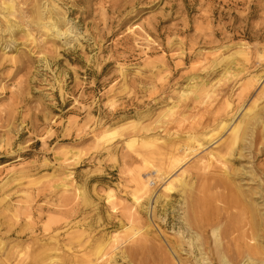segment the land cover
I'll list each match as a JSON object with an SVG mask.
<instances>
[{"label":"rangeland","instance_id":"rangeland-1","mask_svg":"<svg viewBox=\"0 0 264 264\" xmlns=\"http://www.w3.org/2000/svg\"><path fill=\"white\" fill-rule=\"evenodd\" d=\"M16 2L22 12L31 4L44 8L54 3L70 33L51 40L30 27L32 42L16 32L22 63L10 62L0 50V237L12 240L6 229L13 231L30 222L33 229L26 230L23 238L47 240L56 233L63 244L73 231L91 226L95 235L118 232V246H130L119 232V218L127 223L122 208L133 204L129 194L133 178L138 172L145 173L146 154L135 149L149 146L137 142L129 147L128 141L154 127L164 136L161 142L176 137L182 144L188 131L213 128L214 105L207 104L183 127L170 118L163 125L155 121L169 98L176 99L187 78L196 75V81L211 83L231 63L241 73L235 81L218 86L217 94L229 96L234 109L242 105L244 110L255 99L258 106L264 103V94H260L264 86V0ZM8 37L0 32L2 46ZM67 39L72 41L67 43ZM238 47L246 50L245 58L228 57ZM12 48L4 50L14 53L9 52ZM250 76L257 81L243 89L242 82ZM226 111L219 109L215 117L227 118L231 113ZM257 131L264 137V129ZM263 161L264 145L254 163ZM65 170L72 172L73 184L90 189L94 208L81 212L74 188L68 186L63 192L56 186ZM109 190L114 194L113 209L106 197ZM177 199L174 192L162 211L158 207L166 223L155 219L171 238L179 226ZM150 201L153 206L154 197ZM25 207L28 215L23 213ZM45 227L49 229L43 231ZM160 237L162 244L155 242L162 251L166 242ZM158 260L153 254L147 264ZM16 261L10 259L6 264ZM117 263L126 264L118 256Z\"/></svg>","mask_w":264,"mask_h":264},{"label":"bare ground","instance_id":"bare-ground-1","mask_svg":"<svg viewBox=\"0 0 264 264\" xmlns=\"http://www.w3.org/2000/svg\"><path fill=\"white\" fill-rule=\"evenodd\" d=\"M66 24L52 2L44 8L31 4L22 12L16 0H0V32L9 36L3 46L0 44L3 57L12 63H22L18 55L19 43L14 37L16 32L34 42L32 27L45 39L56 40L70 33ZM10 45L13 48L9 52L14 53L4 50ZM246 54L244 48L238 47L228 57L239 59ZM232 67L234 63L224 68L211 83L196 81V75L187 78L176 99L169 98L155 121L163 125L164 119L170 118L178 127H183L186 121L196 118L201 106L207 104L214 105L210 114L213 121L216 120L213 128L188 131L182 137V144L176 137L161 142L164 136L154 127L144 129L142 136L128 141L129 147L137 142L141 147L149 146L135 149L138 154H146L142 164L145 173L138 172L133 178L134 186L129 191L133 204L122 208L121 216L127 223L119 218V232L125 237L123 242L130 246H118V232L95 235L91 226L73 231L63 244L56 233L50 234L47 240L36 236L25 239L23 233L33 229L27 222L24 226L19 224L16 230L6 229L13 236L12 240L0 237V264L10 259L17 260L15 264H121L117 263V256L126 264L134 260L147 264L153 254L159 259L157 264H264V161L263 164L254 163L257 151L264 145V137L257 131L264 129V103L258 106L255 99L244 110H241L242 105L234 109L229 96L217 94L218 86L239 77L241 69L237 71ZM256 81L255 76H250L241 87L244 89ZM260 94H264V86ZM219 109L230 110L231 114L228 113L227 118H216ZM240 110V117L236 119ZM213 141L216 142L213 146L207 145ZM157 142L161 144L156 145ZM151 156H155V161ZM71 175V171L65 170L56 186L63 192L74 188L81 212L86 207L94 208L95 203L88 194L90 189L73 184ZM158 187L161 188L159 192L156 191ZM174 192L180 212L179 226L172 230L171 238L160 230L155 219L166 223L167 219L158 215V207L162 211ZM113 195L112 190L106 193L112 209L115 207ZM152 197L153 206L150 204ZM23 213L29 214L26 207ZM48 229L45 227L43 231ZM161 235L166 242L162 251L159 250ZM187 258L191 262H187Z\"/></svg>","mask_w":264,"mask_h":264}]
</instances>
